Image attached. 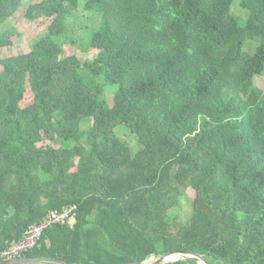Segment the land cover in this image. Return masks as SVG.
Wrapping results in <instances>:
<instances>
[{
    "label": "trees",
    "instance_id": "16d2710c",
    "mask_svg": "<svg viewBox=\"0 0 264 264\" xmlns=\"http://www.w3.org/2000/svg\"><path fill=\"white\" fill-rule=\"evenodd\" d=\"M18 16L53 24L5 57ZM262 76L264 0H0V246L74 205L24 258L264 264Z\"/></svg>",
    "mask_w": 264,
    "mask_h": 264
},
{
    "label": "rangeland",
    "instance_id": "374dc122",
    "mask_svg": "<svg viewBox=\"0 0 264 264\" xmlns=\"http://www.w3.org/2000/svg\"><path fill=\"white\" fill-rule=\"evenodd\" d=\"M42 2L43 0H32L33 4H39ZM237 5H240V1H236L235 14L239 19H244L245 14L240 7H237ZM79 17L77 28L72 39L75 43H70L65 46L64 56L69 57L75 55L84 61L92 60L97 57V51L88 49V45L86 43L87 41H84L83 37H85L88 32L87 27L92 29L94 26L99 24V20L96 18L95 14H89L83 10L80 11ZM52 24L53 20L48 19H40L34 22H29L24 16H18L17 18L11 19L9 26L14 27L20 35L14 38L13 46L2 50L3 55L5 57H15L30 53L34 44H36L43 35L48 33ZM241 24L243 26L244 22L242 21ZM247 48L248 52L253 54L257 50V44L255 42H250ZM257 87L264 92V76L257 78ZM47 145H51L49 140L42 144V146ZM57 148L59 147L57 146Z\"/></svg>",
    "mask_w": 264,
    "mask_h": 264
},
{
    "label": "built area",
    "instance_id": "2783aa9c",
    "mask_svg": "<svg viewBox=\"0 0 264 264\" xmlns=\"http://www.w3.org/2000/svg\"><path fill=\"white\" fill-rule=\"evenodd\" d=\"M78 216L77 206H67L62 211H53L41 223L30 226L18 241L8 247L0 246V259L17 260L40 247L47 230L56 226L75 228Z\"/></svg>",
    "mask_w": 264,
    "mask_h": 264
},
{
    "label": "water",
    "instance_id": "95a60500",
    "mask_svg": "<svg viewBox=\"0 0 264 264\" xmlns=\"http://www.w3.org/2000/svg\"><path fill=\"white\" fill-rule=\"evenodd\" d=\"M173 257H178L172 260ZM152 259L154 261L152 262ZM194 260L199 264H210L203 256L198 254H188L186 252H170L164 256L153 257L142 263H127V264H170L186 260ZM0 264H69L60 259L52 258H21L17 260H0Z\"/></svg>",
    "mask_w": 264,
    "mask_h": 264
},
{
    "label": "bare ground",
    "instance_id": "6f19581e",
    "mask_svg": "<svg viewBox=\"0 0 264 264\" xmlns=\"http://www.w3.org/2000/svg\"><path fill=\"white\" fill-rule=\"evenodd\" d=\"M175 258H178V257H173L172 260H174ZM153 261H154V260H152V262H153Z\"/></svg>",
    "mask_w": 264,
    "mask_h": 264
},
{
    "label": "clouds",
    "instance_id": "9594fccd",
    "mask_svg": "<svg viewBox=\"0 0 264 264\" xmlns=\"http://www.w3.org/2000/svg\"><path fill=\"white\" fill-rule=\"evenodd\" d=\"M24 258V257H23ZM0 260H3V259H0Z\"/></svg>",
    "mask_w": 264,
    "mask_h": 264
}]
</instances>
